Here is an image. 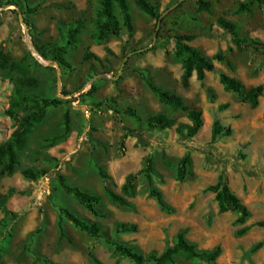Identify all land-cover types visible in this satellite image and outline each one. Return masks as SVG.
Here are the masks:
<instances>
[{
	"label": "rangeland",
	"instance_id": "1",
	"mask_svg": "<svg viewBox=\"0 0 264 264\" xmlns=\"http://www.w3.org/2000/svg\"><path fill=\"white\" fill-rule=\"evenodd\" d=\"M152 1L167 15L165 23L156 25L131 2L133 34L129 36L124 28L119 37L98 43L92 38L98 0H0V49L8 58H0V144L17 126L7 111L19 79L36 80V84L22 86L25 93L58 97L64 102L47 108L45 119L33 128L27 145L19 152L20 165L12 175L3 173L0 165V264H137L117 253L107 239H116L148 256L172 246L180 232L200 250L221 246L218 264H264V227L256 224L264 221V93L253 106L225 90L220 82L221 73H227L248 88L264 86V48L239 50L231 33L217 21L224 17L235 22L243 37L264 43V11L255 6L251 13H240L239 4L246 0H211L212 12L198 11L197 0ZM28 6L38 10L23 14ZM78 18L84 20L85 28L77 46L66 54L70 67L36 55V46L64 43L68 24ZM169 30L195 34L194 46L210 58L222 53L231 66L216 60L214 71L203 81L193 75L184 86L182 63L174 55L175 40L167 38ZM28 40L37 51L35 55ZM124 47L131 56L116 79L125 59ZM88 52L99 59L86 58ZM136 70L181 96L190 108L202 110L203 126L195 136L176 126L148 127L147 118L159 112L179 124L190 121L185 111L161 103ZM106 99L114 101L120 113L102 105ZM127 107L135 109L142 119L125 116ZM67 111L72 129L59 138ZM215 120L231 133L213 140ZM124 125L131 132L122 152L119 142ZM188 153L189 174L179 181L178 164ZM149 155L153 156V186L161 191L169 209H162L151 196L144 173L128 196L130 206L110 201L105 185L123 193L128 175L141 170ZM29 167L45 168L50 174L31 180L22 173ZM99 167L110 178H102ZM56 172L70 185L100 195L98 210L104 217L94 216L66 194ZM222 173L250 211L243 224H236L238 213L220 212L215 194L206 190ZM59 207H67L84 220L99 222L103 237L90 236L67 220L63 222L66 236L61 237ZM123 222L137 224V230L116 234L117 224ZM243 228L246 231L239 234ZM175 264L205 263L178 257Z\"/></svg>",
	"mask_w": 264,
	"mask_h": 264
},
{
	"label": "trees",
	"instance_id": "2",
	"mask_svg": "<svg viewBox=\"0 0 264 264\" xmlns=\"http://www.w3.org/2000/svg\"><path fill=\"white\" fill-rule=\"evenodd\" d=\"M99 9L98 17L94 21L95 29L92 33V38L98 42L102 43L106 41L111 36L119 37L123 29L125 28L131 36L134 32V17L132 12L131 2L135 6L149 16L151 19L156 21V25L159 23H165L166 16L165 13H161L159 10V5L152 0H98ZM197 10L212 12L213 2L211 0H197ZM257 6L259 9L264 11V0H246L239 4L238 11L240 13H251L254 7ZM179 7V6H177ZM38 9L37 7H26L23 10V14L34 13ZM218 24L220 27L232 35V40L239 50H243L247 47L253 46L254 48L263 49L264 43L259 40L243 37L239 31V27L235 22L225 19L224 17L218 18ZM85 28V22L82 18H78L74 22L68 24L67 30L65 31L64 43L52 42L43 46H36V50L41 56L46 59L57 62L60 66L70 67V64L66 60V54L69 49L75 48L79 41V36L82 30ZM161 33V30L158 32ZM168 39L175 40V57L181 61L183 67L182 81L184 86H188L189 79L196 75L199 81H203L208 72H212L215 69L214 61H226L229 66L231 62L222 53H217L214 57L210 58L200 49L192 44L196 39L195 34L187 33H174L172 30L166 32ZM167 43L165 42L164 45ZM141 49V50H145ZM140 50H134L133 53H137ZM232 51V49L230 50ZM124 58L131 53L126 52V48L123 50ZM86 58L99 59V57L94 53H86ZM0 58H5V54L0 49ZM7 58V56H6ZM5 58V59H6ZM8 59V58H7ZM129 59V58H128ZM145 81L149 89L156 95L161 103L172 107L174 110H181L187 113V118L190 123H178L176 119L169 117L164 112H159L151 115L147 118V125L150 129L161 128L170 129L174 126L177 127L179 131L186 130L187 134L191 137L195 136L201 127L203 126V112L202 110L196 108H190L186 105L183 98L169 90L156 85L152 78L148 76L142 70H136ZM220 82L224 86L225 90L236 93L242 100L249 102L253 106L259 104V99L264 93V86L262 84L253 87H246L242 81L230 76L227 73H221ZM36 84V80L32 78L19 79V86L16 88L15 96L10 102L9 109L7 111L8 115L17 124L15 130L12 132L11 136L7 141L0 144V165H2V172L7 175H12L17 167L20 165L19 152L27 145L29 135L32 133L33 128L41 123L47 113V108L49 107H59L64 102L61 98H40L34 94L25 93L22 86ZM114 101L106 99L102 102V105H108L117 113H120V109L117 105L112 103ZM226 106H221L225 108ZM23 112V114H20ZM123 114L128 117H132L135 120L140 121L142 118L132 107H127L123 110ZM72 129L71 125V115L70 112L64 114V132L59 135V138L67 136ZM125 133L121 137L119 142L120 150L123 152L125 149V139L131 132L130 128L124 125ZM231 133L230 129H225L219 120H215L212 127V139L215 140L219 135H229ZM57 137V138H58ZM191 165V156L186 154L178 164L177 169V179L179 181H184L189 174V167ZM23 175L31 180H36L41 177L50 174V171L41 168H26L23 170ZM99 173L102 178L107 179L110 176L105 173L102 167H99ZM144 173L151 187V196L155 197L162 209L168 210V204L158 189L153 186V156L149 155L146 159L145 166L136 173H131L126 178L125 183L122 187L123 193H118L111 189L109 186L105 185L104 191L107 197L113 203L119 204L121 206H130L128 196L132 195L136 188V181L138 176ZM56 177L59 186L63 191L71 195L76 199L81 205H83L87 210H89L96 217H104L98 207L101 204V196L98 194H93L82 190L79 187L72 186L68 183L67 178L56 172ZM207 191H211L215 194V199L219 206L220 212H234L238 213L236 219V224H243L250 216V211L248 207L242 202L240 197L231 189L228 180L224 173H222L217 182L207 187ZM12 214V212L8 211ZM67 220L71 222L75 227L86 232L93 237H103L104 232L101 225L97 221H87L76 214H74L67 207H59V219L58 227L60 230L61 237L66 236L63 222ZM259 226L264 227V221H258L256 223ZM137 230V224H132L128 222L118 223L115 228V233H127ZM246 228L238 231L239 234H243ZM108 243L114 246V249L120 255L129 257L137 264H142L144 262H152L153 264H175L178 257H182L187 261H202L205 264H218V258L222 254L221 246H217L215 249L211 250H200L194 243H191L184 232H180L177 236L176 242L167 247L160 254H150L144 256L136 252L131 246L119 242L116 239H107ZM258 244L255 248H258Z\"/></svg>",
	"mask_w": 264,
	"mask_h": 264
},
{
	"label": "water",
	"instance_id": "3",
	"mask_svg": "<svg viewBox=\"0 0 264 264\" xmlns=\"http://www.w3.org/2000/svg\"><path fill=\"white\" fill-rule=\"evenodd\" d=\"M180 1H183V0H180ZM28 36H29V38H30V35H28ZM28 45H29L30 49L32 50V52H33L34 55H35V54L37 53V51L32 47L30 40H28ZM37 54H39V53H37ZM39 56H41V55L39 54ZM129 57H130V55H128V56L125 57V59H124L122 65H121V68H120V73L118 74V76L115 77L116 79L121 75V73H122V71H123V69H124V66H125V64H126V61H127V59H128Z\"/></svg>",
	"mask_w": 264,
	"mask_h": 264
},
{
	"label": "bare ground",
	"instance_id": "4",
	"mask_svg": "<svg viewBox=\"0 0 264 264\" xmlns=\"http://www.w3.org/2000/svg\"><path fill=\"white\" fill-rule=\"evenodd\" d=\"M36 55H38V56H39V54H36Z\"/></svg>",
	"mask_w": 264,
	"mask_h": 264
},
{
	"label": "built area",
	"instance_id": "5",
	"mask_svg": "<svg viewBox=\"0 0 264 264\" xmlns=\"http://www.w3.org/2000/svg\"><path fill=\"white\" fill-rule=\"evenodd\" d=\"M41 57V56H40Z\"/></svg>",
	"mask_w": 264,
	"mask_h": 264
}]
</instances>
